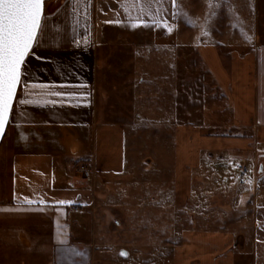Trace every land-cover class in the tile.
<instances>
[{
	"label": "crops",
	"instance_id": "crops-1",
	"mask_svg": "<svg viewBox=\"0 0 264 264\" xmlns=\"http://www.w3.org/2000/svg\"><path fill=\"white\" fill-rule=\"evenodd\" d=\"M230 12L249 19L248 37L242 26L237 39L225 25L196 29ZM149 122L173 129L172 187L159 193L178 227L175 264H264V182L253 192L227 178L237 159L240 177L248 160L253 181L264 176V0H60L43 13L11 110L0 197L51 218L55 261H91L102 185L125 172L127 156L129 169L145 163L138 132ZM225 128L241 137L214 135ZM218 195L231 209L222 222ZM250 209L247 250L237 228ZM196 214L207 222H192Z\"/></svg>",
	"mask_w": 264,
	"mask_h": 264
},
{
	"label": "rangeland",
	"instance_id": "rangeland-1",
	"mask_svg": "<svg viewBox=\"0 0 264 264\" xmlns=\"http://www.w3.org/2000/svg\"><path fill=\"white\" fill-rule=\"evenodd\" d=\"M55 2L56 0H44V12L52 9L53 5L56 6ZM212 3L216 10L219 6L218 2ZM231 14L230 12L229 18L224 19L208 18L206 21L199 19L196 29L225 25L223 27L229 31L228 37L234 36L237 39V29L241 31L239 27L242 26L245 31H242L240 37H248L249 19L243 20ZM227 22L228 26L224 24ZM157 75V72L148 74L150 79ZM151 88H153L152 85ZM157 102L155 101V105H151V108L157 109L158 112L162 106L157 105ZM209 117L211 118L212 115ZM149 120L152 121L153 116H149ZM167 122H170L169 118ZM147 125L143 134L141 131L138 132V136L142 135L141 140L145 144L143 146L145 155L147 154L144 158L145 163H142L143 159H140L132 163L133 167L129 169V157L127 156L125 172L102 185L100 191L102 193L99 196L101 199L95 210L94 219L88 222L89 246L93 249L91 261L88 263L85 258L81 260L76 256L72 258L71 255H68L65 260L64 257L60 258L58 255L56 260L58 264H68L67 262L70 264H175L172 245L177 236L174 230L178 227L169 224L167 217H169L170 210L163 206L164 199L160 198L159 193L160 188L164 190L172 187L173 179L170 177V172L173 163L170 160L168 144L170 140H173V129L162 122H149ZM9 128L8 122L0 142V176L5 170V164L11 151ZM214 132V135L241 137L238 131L227 128ZM163 146H165V152H162L164 151ZM260 147V150L264 151V143L260 144ZM220 154L226 155V153ZM238 163L237 159L235 176L231 178L227 176L231 187L236 189L246 185L251 187V191H257L256 187L264 182V176L255 183L253 179L257 176L256 169L253 161L248 160V177L242 183L238 175ZM214 176L216 178L217 174ZM221 197L218 195L213 201L216 203L215 210H217L216 216L213 217H218L217 220L220 222L224 221L220 214H227L226 210H231L230 203L217 201V198ZM6 198L5 196L0 197V264H56L54 259L55 238L52 237L51 218L45 214L40 215L26 209L10 207L11 203ZM252 213L250 209L237 228L238 232L241 233L244 230L245 234L247 233V250H252L254 242L255 221L251 218ZM191 221L195 224L196 222H207L197 214ZM196 226L191 228H198Z\"/></svg>",
	"mask_w": 264,
	"mask_h": 264
},
{
	"label": "snow or ice",
	"instance_id": "snow-or-ice-1",
	"mask_svg": "<svg viewBox=\"0 0 264 264\" xmlns=\"http://www.w3.org/2000/svg\"><path fill=\"white\" fill-rule=\"evenodd\" d=\"M41 15L42 0H0V123L7 116Z\"/></svg>",
	"mask_w": 264,
	"mask_h": 264
},
{
	"label": "water",
	"instance_id": "water-1",
	"mask_svg": "<svg viewBox=\"0 0 264 264\" xmlns=\"http://www.w3.org/2000/svg\"><path fill=\"white\" fill-rule=\"evenodd\" d=\"M43 13H44V0H42V15H41V20H42ZM41 20H40V24H41ZM38 31H39V29L37 30V33H38ZM34 42H35V40L33 41V44L31 46V48L34 45ZM31 48L29 49V51L31 50ZM27 55L25 56V58L27 57ZM25 58H24V60H25ZM23 63H22L21 68H20V73H22ZM20 80H21V75H20V79H19L18 84H17V88H16V90H15V92L13 94V98H12V100L9 103V110H8L7 116H6V118L3 119L2 123H0V142H1V139H2V137L4 135V133H5V130L7 128V125H8L9 119H10L11 110H12V107H13V103H14V100H15V97H16V94H17V91H18V87H19V84H20ZM263 171H264V163H260L259 166H258V172L261 173Z\"/></svg>",
	"mask_w": 264,
	"mask_h": 264
},
{
	"label": "built area",
	"instance_id": "built-area-1",
	"mask_svg": "<svg viewBox=\"0 0 264 264\" xmlns=\"http://www.w3.org/2000/svg\"><path fill=\"white\" fill-rule=\"evenodd\" d=\"M85 176H89L93 172L84 166L81 167ZM248 176V167L246 165L241 166V182H243Z\"/></svg>",
	"mask_w": 264,
	"mask_h": 264
},
{
	"label": "trees",
	"instance_id": "trees-1",
	"mask_svg": "<svg viewBox=\"0 0 264 264\" xmlns=\"http://www.w3.org/2000/svg\"><path fill=\"white\" fill-rule=\"evenodd\" d=\"M58 1H59V0H56V2H55V5H57V4H58Z\"/></svg>",
	"mask_w": 264,
	"mask_h": 264
},
{
	"label": "flooded vegetation",
	"instance_id": "flooded-vegetation-1",
	"mask_svg": "<svg viewBox=\"0 0 264 264\" xmlns=\"http://www.w3.org/2000/svg\"><path fill=\"white\" fill-rule=\"evenodd\" d=\"M248 177V176H247ZM244 182V181H243Z\"/></svg>",
	"mask_w": 264,
	"mask_h": 264
}]
</instances>
